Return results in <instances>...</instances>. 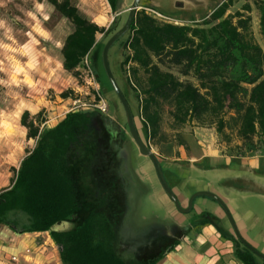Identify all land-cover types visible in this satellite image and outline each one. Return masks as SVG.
Segmentation results:
<instances>
[{
	"label": "trees",
	"instance_id": "obj_1",
	"mask_svg": "<svg viewBox=\"0 0 264 264\" xmlns=\"http://www.w3.org/2000/svg\"><path fill=\"white\" fill-rule=\"evenodd\" d=\"M48 2L72 25L61 46L62 66L77 74L106 29L72 0ZM108 2L115 9V0ZM233 2L222 0L195 24L160 21L144 9L135 13L119 69L128 70L148 139L167 140L160 136L164 114L175 131L192 123L212 126L224 141L233 133L248 149L264 136V0H254L262 44L251 29L249 4L229 12ZM20 122L34 145L0 189V227L17 234L48 231L62 264H153L126 262L114 247L121 197L100 130L112 121L91 109L68 111L48 129H40L41 111H23ZM64 221L69 229L54 228ZM235 254L242 264H254L236 239Z\"/></svg>",
	"mask_w": 264,
	"mask_h": 264
},
{
	"label": "crops",
	"instance_id": "obj_2",
	"mask_svg": "<svg viewBox=\"0 0 264 264\" xmlns=\"http://www.w3.org/2000/svg\"><path fill=\"white\" fill-rule=\"evenodd\" d=\"M124 2L118 5L116 0L115 9L109 4L114 16L126 19ZM214 3L215 0H144L138 10L147 12L151 8L171 15L174 23L195 24L219 4ZM183 11H188L187 15H182ZM57 122H43L40 129L52 128ZM100 130L105 135L104 147L110 152L111 170L121 197L114 247L123 260L242 264L235 254L237 231L262 257L238 240L239 247L254 255V264H264V136L259 141L253 138L252 149L241 147L239 139L237 146H231L214 127L192 123L176 131L180 141L176 134L173 139L155 143L154 155L179 203L178 209L162 189L151 160L139 153L136 144L122 140L113 123L107 122ZM202 191L216 194L227 212ZM66 222L67 226L61 222L54 228L69 229L71 223ZM8 230L9 238L0 242V264H62L48 231L17 234ZM45 238L51 247L44 245ZM27 248L29 253L25 252ZM11 255H16L18 262L13 263Z\"/></svg>",
	"mask_w": 264,
	"mask_h": 264
},
{
	"label": "rangeland",
	"instance_id": "obj_3",
	"mask_svg": "<svg viewBox=\"0 0 264 264\" xmlns=\"http://www.w3.org/2000/svg\"><path fill=\"white\" fill-rule=\"evenodd\" d=\"M72 1L81 14L106 29L105 33L96 35V45L87 55V64L82 61L74 75L63 68L61 55L63 40L72 30L71 23L57 13L48 0H0V189L9 186L14 169L34 145V140L27 139V129L20 122V115L25 110L30 116L41 111L42 120L51 125L68 111L98 109L97 104L102 101L106 110L100 112L119 128L122 140L134 142L122 105L101 61L104 43L123 24L125 17L114 16L107 0ZM220 1L215 0L214 5ZM117 2L119 5L122 0ZM131 2L125 0L124 4L128 7ZM246 3L250 6L252 32L262 44L254 0H234L229 12L241 10ZM142 4L144 0H140L139 8ZM187 12L183 11L182 15ZM164 15L167 19L160 21L174 23L171 15ZM127 31L110 47L108 61L129 103L139 136L155 154L158 137L148 139L138 100L126 80L128 70L121 72L119 69V63L128 51L124 48ZM61 92H67V97H62ZM176 134L164 114L160 136L169 140ZM237 140L232 133L231 146L238 144ZM67 224L65 221L62 225ZM10 234L8 229L0 228V242H6Z\"/></svg>",
	"mask_w": 264,
	"mask_h": 264
},
{
	"label": "water",
	"instance_id": "obj_4",
	"mask_svg": "<svg viewBox=\"0 0 264 264\" xmlns=\"http://www.w3.org/2000/svg\"><path fill=\"white\" fill-rule=\"evenodd\" d=\"M139 2L140 0H132V2L130 3V5L126 8H124V10H128L127 16L125 21L123 22V24L116 30L114 31L106 40V42L104 43L102 50H101V61H102V66L104 69V72L108 78V81L110 83V85L112 86L119 102L122 105L123 111H124V115H125V120H126V125L129 131V134L132 138V140L134 141V143L136 144L138 151L141 155L143 156H147L154 167V171L155 174L157 176V179L162 187V189L165 191V193L169 196V198L173 201V203L175 204V206L180 209L179 207V203L175 197V195L173 194L172 190L170 189V187L168 186V184L166 183L163 174H162V170L160 168L159 162L157 160V158L155 157V155L152 153L151 149L143 142V140L141 139V137L139 136V133L137 131L135 122H134V118H133V114L131 111V108L129 106V103L127 102L119 84L117 83L112 70L110 68L109 65V61H108V52L110 47L112 46V44L120 37L122 36L129 28V25L134 17V14L136 12V10L139 9ZM201 194H206L210 197H212L213 199H215L227 212V209L225 207V204L222 202V200L214 193L212 192H207V191H202L200 192ZM192 199V197H191ZM191 199L189 200V205L191 204ZM228 217L230 218V216L228 215ZM236 231V230H235ZM236 236L238 238V240L245 246L247 247L251 252H253L254 254L262 257V255L257 252L254 248H252L249 244H247L242 238L241 236L238 234V232L236 231Z\"/></svg>",
	"mask_w": 264,
	"mask_h": 264
},
{
	"label": "built area",
	"instance_id": "obj_5",
	"mask_svg": "<svg viewBox=\"0 0 264 264\" xmlns=\"http://www.w3.org/2000/svg\"><path fill=\"white\" fill-rule=\"evenodd\" d=\"M147 13H148L149 15H151L153 18L157 19V20L167 19V17H166L164 14L158 12V11L155 10V9L147 8ZM164 21H165V20H164ZM83 62H85V63L87 64V56L83 59ZM97 107H98V110L100 109V111H102V112H105V110H106V105H105V103L102 102V101H101V103L97 104ZM48 239H49V237H48ZM46 240H47L46 238L43 240L44 245H48V246L51 247L52 245H51L50 243L47 244V243L45 242ZM53 249L56 250V251L59 250L57 245H54ZM25 252H26V253H29V249L27 248V249L25 250ZM10 260H11L13 263H16V262H18V257H17L16 255H11Z\"/></svg>",
	"mask_w": 264,
	"mask_h": 264
},
{
	"label": "flooded vegetation",
	"instance_id": "obj_6",
	"mask_svg": "<svg viewBox=\"0 0 264 264\" xmlns=\"http://www.w3.org/2000/svg\"><path fill=\"white\" fill-rule=\"evenodd\" d=\"M116 1V0H115Z\"/></svg>",
	"mask_w": 264,
	"mask_h": 264
}]
</instances>
